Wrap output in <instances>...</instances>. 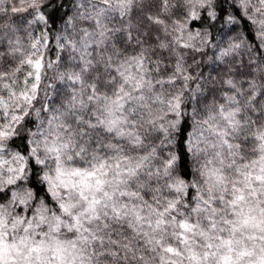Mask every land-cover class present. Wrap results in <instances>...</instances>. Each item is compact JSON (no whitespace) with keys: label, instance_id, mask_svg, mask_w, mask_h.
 I'll return each mask as SVG.
<instances>
[{"label":"snow or ice","instance_id":"snow-or-ice-1","mask_svg":"<svg viewBox=\"0 0 264 264\" xmlns=\"http://www.w3.org/2000/svg\"><path fill=\"white\" fill-rule=\"evenodd\" d=\"M0 264H264V0H0Z\"/></svg>","mask_w":264,"mask_h":264}]
</instances>
